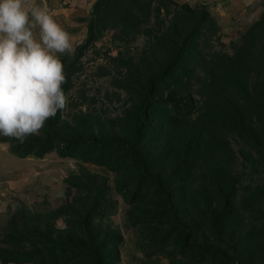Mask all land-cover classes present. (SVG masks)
Wrapping results in <instances>:
<instances>
[{
	"label": "rangeland",
	"instance_id": "1",
	"mask_svg": "<svg viewBox=\"0 0 264 264\" xmlns=\"http://www.w3.org/2000/svg\"><path fill=\"white\" fill-rule=\"evenodd\" d=\"M97 1L39 0L72 43L61 56L66 106L24 142L0 136V264H227L217 243L228 239L227 221L214 232L202 217L221 188L247 211L245 199L263 187L264 125L250 127L256 106L245 94L240 105L233 86L244 76L248 91L262 88L264 0H142L104 23ZM251 51L256 77L244 70ZM159 74L138 149L180 216L193 215L190 240L128 152L58 139L131 140L147 78ZM255 101L262 105L261 91ZM205 243L213 256L198 252Z\"/></svg>",
	"mask_w": 264,
	"mask_h": 264
},
{
	"label": "clouds",
	"instance_id": "2",
	"mask_svg": "<svg viewBox=\"0 0 264 264\" xmlns=\"http://www.w3.org/2000/svg\"><path fill=\"white\" fill-rule=\"evenodd\" d=\"M69 34L37 0H0V136L20 142L66 106Z\"/></svg>",
	"mask_w": 264,
	"mask_h": 264
},
{
	"label": "trees",
	"instance_id": "3",
	"mask_svg": "<svg viewBox=\"0 0 264 264\" xmlns=\"http://www.w3.org/2000/svg\"><path fill=\"white\" fill-rule=\"evenodd\" d=\"M141 1L142 0H98L94 5L93 15H97L100 22L104 23L115 12L123 11L125 15L132 14L134 9L138 7ZM93 29V24H91L90 31L93 32ZM251 52L252 53L247 54V56H245L244 58V63L247 64L244 67V70L245 73H247L248 71H250L251 74L254 73V76L256 77L258 73L256 66L260 64L258 63L257 59H255L257 55L253 56L254 52ZM249 59H251V62L255 66L248 65ZM262 71L264 72V63L262 66ZM250 73L248 74V79L251 80ZM162 76L163 74L151 75L147 78L146 93L138 109L139 118L137 123L133 127L131 140L125 141L120 139H112L107 142H99L95 138L84 136H75L68 141L64 140L62 137H58V139L59 141L63 142L64 145L83 144L98 149L112 145L116 148H121L128 152L133 162L140 170L143 181L156 185L160 190L166 213L169 218H171V222L178 229L179 235L185 240H190L193 237L192 226L195 224L193 215L188 210H186V215H184L183 217L180 216V211L175 207L178 203L175 202L173 193L165 187L164 181L149 172L148 165L142 153L138 149L141 132L144 130L148 121V105L150 102V96L152 95L154 84L159 81ZM237 77L240 78V76ZM248 83V81L244 82L243 76L241 79H237L233 88L237 89V92H241L240 94L242 104L240 105H244L243 102L245 94L247 96L246 104H249V98H251L252 100L251 105L249 106L250 109L252 108V104L256 106L255 109L253 111L251 110L249 115H247L250 127L255 128L258 125H264V78L262 88H259L258 84L256 85V83L254 82L253 87L250 88V91H248V88L250 87H248ZM254 86H257V89ZM260 91L263 99L262 105H259L255 101ZM233 112L235 117V110ZM241 119L242 117L240 116V120ZM261 157L264 159L263 155H261ZM261 164L264 169V160ZM224 183L227 184L228 180H226ZM217 184L218 182L215 183V185ZM223 191L224 189L221 188L217 193L209 194V196H207L208 199H206L205 208L203 210L204 214L202 217L203 227L212 228L214 232L215 227L218 226L217 222L227 221L228 225L225 227V230H223L222 233L225 235L227 234L228 239L217 241V243L226 246L228 250V255L222 257L221 262L227 264H264V205L263 210L259 211V216L254 209L258 204H261V202L264 204V183L263 187L258 188L255 193H251L245 199V202L247 203L245 210L247 211H242L241 209L239 210L235 206V199L238 196L236 192L224 193ZM225 209H228V211L226 212V214H223ZM236 219H238L240 225H231ZM235 238H239L237 243H239L243 247L238 246L236 243H232ZM228 243H232L231 246H229ZM197 250L207 257H211L214 255V252L209 249L207 243H205V245H202ZM248 256L251 262L249 261ZM92 260L93 264H100V261L98 259L95 258Z\"/></svg>",
	"mask_w": 264,
	"mask_h": 264
},
{
	"label": "crops",
	"instance_id": "4",
	"mask_svg": "<svg viewBox=\"0 0 264 264\" xmlns=\"http://www.w3.org/2000/svg\"><path fill=\"white\" fill-rule=\"evenodd\" d=\"M59 1H60V0H52V2H55V3H56V2L59 3ZM66 1H67V0H66ZM230 1H231V3H234V1H237V0H230ZM38 2H39V0H38Z\"/></svg>",
	"mask_w": 264,
	"mask_h": 264
}]
</instances>
